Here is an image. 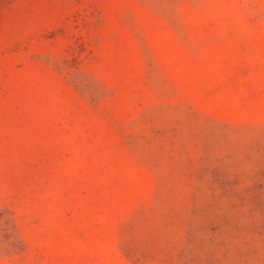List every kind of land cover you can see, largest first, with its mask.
Listing matches in <instances>:
<instances>
[{
    "label": "rangeland",
    "instance_id": "374dc122",
    "mask_svg": "<svg viewBox=\"0 0 264 264\" xmlns=\"http://www.w3.org/2000/svg\"><path fill=\"white\" fill-rule=\"evenodd\" d=\"M0 264H264V0H0Z\"/></svg>",
    "mask_w": 264,
    "mask_h": 264
}]
</instances>
